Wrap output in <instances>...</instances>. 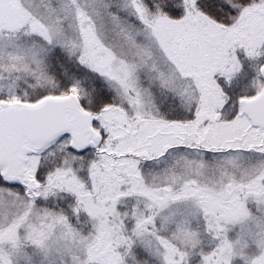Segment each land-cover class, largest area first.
<instances>
[{
  "label": "snow or ice",
  "instance_id": "1",
  "mask_svg": "<svg viewBox=\"0 0 264 264\" xmlns=\"http://www.w3.org/2000/svg\"><path fill=\"white\" fill-rule=\"evenodd\" d=\"M0 264H264V0H0Z\"/></svg>",
  "mask_w": 264,
  "mask_h": 264
}]
</instances>
